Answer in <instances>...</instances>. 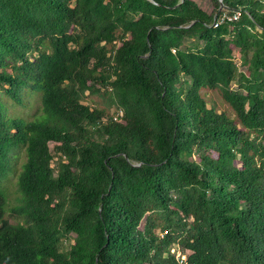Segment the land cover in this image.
Here are the masks:
<instances>
[{
    "label": "trees",
    "instance_id": "1",
    "mask_svg": "<svg viewBox=\"0 0 264 264\" xmlns=\"http://www.w3.org/2000/svg\"><path fill=\"white\" fill-rule=\"evenodd\" d=\"M222 1L0 0V264H264V0Z\"/></svg>",
    "mask_w": 264,
    "mask_h": 264
},
{
    "label": "rangeland",
    "instance_id": "2",
    "mask_svg": "<svg viewBox=\"0 0 264 264\" xmlns=\"http://www.w3.org/2000/svg\"><path fill=\"white\" fill-rule=\"evenodd\" d=\"M196 1L201 2L202 5H205L208 2V0H196ZM202 46H203V41L199 40L198 38H196V37L187 38L184 41L183 49L190 50V49H196V48H199V47H202ZM233 53H234L235 60H236V62L238 64V66H239V69L241 71H244L245 70V67L243 66L244 56L242 54H240L239 51H237V50H235ZM238 78L234 81V83L232 85L234 89H239V80H238ZM2 97H3V100L6 102V106H7L6 116H9V117H23V116H26V115H33L34 112L38 113L39 109H36L37 108L36 105L21 106V105H18L16 103H14L6 95H2ZM31 101H33V100H31ZM85 103H90V101L87 99V100H85ZM113 111L115 112L116 109L113 108ZM120 113H121V111L119 112V114ZM20 163H21V160H19L17 162V165L19 166ZM9 192H10V196L13 197L15 195V188L11 187ZM12 205L13 204H10L9 206H12ZM5 217L8 218L10 220V222H12V223H16L17 222V219L12 217L11 215H9V213H5ZM65 246L68 247L69 246V242H66ZM172 252H174L176 254V257L180 261H182V258H184V257H185V260H186L187 256L190 254V252H188V251H183V249L179 245H173Z\"/></svg>",
    "mask_w": 264,
    "mask_h": 264
},
{
    "label": "built area",
    "instance_id": "3",
    "mask_svg": "<svg viewBox=\"0 0 264 264\" xmlns=\"http://www.w3.org/2000/svg\"><path fill=\"white\" fill-rule=\"evenodd\" d=\"M226 18H227V15L226 14H223L221 17H217V18H215V22H214V26L215 27H218L219 25H221V24H223L224 23V21L226 20ZM239 18V13H236L234 16H233V19L234 20H237ZM121 114H122V112H121ZM185 261V257L184 258H182V261L181 262H184Z\"/></svg>",
    "mask_w": 264,
    "mask_h": 264
},
{
    "label": "water",
    "instance_id": "4",
    "mask_svg": "<svg viewBox=\"0 0 264 264\" xmlns=\"http://www.w3.org/2000/svg\"><path fill=\"white\" fill-rule=\"evenodd\" d=\"M151 1H154V0H151ZM222 3H221V8L223 7V1L222 0H220Z\"/></svg>",
    "mask_w": 264,
    "mask_h": 264
}]
</instances>
